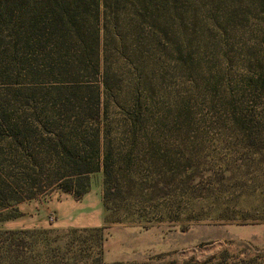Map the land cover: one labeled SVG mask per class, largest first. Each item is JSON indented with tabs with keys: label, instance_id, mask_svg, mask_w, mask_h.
<instances>
[{
	"label": "rangeland",
	"instance_id": "obj_1",
	"mask_svg": "<svg viewBox=\"0 0 264 264\" xmlns=\"http://www.w3.org/2000/svg\"><path fill=\"white\" fill-rule=\"evenodd\" d=\"M17 1L34 15V0ZM167 6L180 51L195 62L192 85H182L194 141L183 183L170 202L155 201L141 218L128 214L119 196L116 213L104 208V227L22 228L13 235L11 264H264V92L251 83L264 68V0H168ZM18 14L0 19V169L14 197H32L0 206V230L5 218L26 219L34 201L63 192L48 144L34 128L40 97L34 28L27 27L29 15ZM236 107L247 114L244 123L232 120ZM88 183V191L103 194L101 170Z\"/></svg>",
	"mask_w": 264,
	"mask_h": 264
},
{
	"label": "trees",
	"instance_id": "obj_2",
	"mask_svg": "<svg viewBox=\"0 0 264 264\" xmlns=\"http://www.w3.org/2000/svg\"><path fill=\"white\" fill-rule=\"evenodd\" d=\"M167 2L34 0L29 15L17 0H0V19L8 15L11 22L17 10L15 18L29 15L27 27L34 28L40 94L34 128L48 144L62 191L82 198L89 174L101 170L107 212L119 210L115 200L121 196L128 214L143 217L155 201L170 202L191 168L193 112L182 85H192L195 62L180 51ZM251 83L264 92V68ZM231 118L244 123L247 114L236 107ZM6 187L0 169V206L10 198L17 204L32 197H14ZM25 231L0 230L4 264H11L13 235Z\"/></svg>",
	"mask_w": 264,
	"mask_h": 264
},
{
	"label": "crops",
	"instance_id": "obj_3",
	"mask_svg": "<svg viewBox=\"0 0 264 264\" xmlns=\"http://www.w3.org/2000/svg\"><path fill=\"white\" fill-rule=\"evenodd\" d=\"M22 207L20 208V211ZM50 216L54 217L50 221ZM23 213L14 218L5 219L4 229H22L57 226L61 228H97L104 226V206L102 193L93 190L82 198L75 199L71 193L58 192L44 201H34V212L26 216ZM27 222V223H25Z\"/></svg>",
	"mask_w": 264,
	"mask_h": 264
},
{
	"label": "built area",
	"instance_id": "obj_4",
	"mask_svg": "<svg viewBox=\"0 0 264 264\" xmlns=\"http://www.w3.org/2000/svg\"><path fill=\"white\" fill-rule=\"evenodd\" d=\"M54 220V217L53 216H50V221H53Z\"/></svg>",
	"mask_w": 264,
	"mask_h": 264
}]
</instances>
